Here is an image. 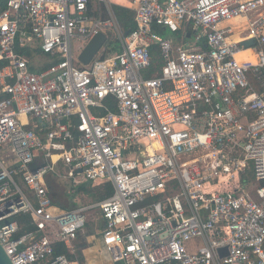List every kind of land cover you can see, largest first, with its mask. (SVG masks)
Segmentation results:
<instances>
[{
	"label": "built area",
	"instance_id": "built-area-1",
	"mask_svg": "<svg viewBox=\"0 0 264 264\" xmlns=\"http://www.w3.org/2000/svg\"><path fill=\"white\" fill-rule=\"evenodd\" d=\"M89 1L0 0L5 253L78 264L55 246L73 254L96 208L113 264H264V0H123L128 34L111 0L106 19ZM99 32L119 50L81 64ZM76 174L112 194L59 209L46 177ZM19 213L34 231L18 235Z\"/></svg>",
	"mask_w": 264,
	"mask_h": 264
},
{
	"label": "trees",
	"instance_id": "trees-1",
	"mask_svg": "<svg viewBox=\"0 0 264 264\" xmlns=\"http://www.w3.org/2000/svg\"><path fill=\"white\" fill-rule=\"evenodd\" d=\"M93 2H94V0L89 1V8L91 10V13L95 16H101V18H103V19L108 18V12L106 10L105 4L101 1H98V6H97L98 8H94V6L92 4ZM110 7H111V10H112L116 20H117V23H118L121 31L124 34H126L127 31L134 30L135 22H134V12L132 9H130L126 5H120L119 3H117V4L113 3L110 5ZM161 33L165 35V32L163 30H161ZM106 46H110V48L102 55V57L105 56L107 53L119 50L118 42L114 38H112L110 35L107 36ZM154 59H155L154 63H156L157 65H158V63L160 64L161 57L158 54L157 50H154ZM152 71L153 70L151 69L149 71V74L152 73ZM53 179H52V181H53ZM46 182H47V186L50 187L51 179L49 178V176L46 177ZM72 190H73V192H71V193L67 192L65 194L67 203H62L59 200H57L55 198V196L51 195L52 201L54 202V204L59 209L65 210V209H69V208L76 206V204H74L75 202L73 201L74 200L73 198L79 194L85 195L86 198L88 199L87 204H90V203L99 202V201L105 199L106 197L110 196L113 192L112 184L110 182H105L102 184H94L91 181L82 182V183L78 184L76 187H72ZM68 203H70V204H68ZM93 210L98 211L96 208ZM11 220H15L20 226V230L18 232V235L25 234L27 232H32L35 230V226L32 222L31 216L29 214L19 213V214L13 216L11 218ZM87 223H88V220H87ZM87 232H90L89 234L94 236L95 241L98 239L97 235L92 233L90 230ZM99 237H100V235H99ZM94 242L92 241L91 245H93ZM101 243H102V241H101ZM102 246H103V251L106 253V255L108 256V259L111 261V259L108 255L107 251L105 250V247L103 244H102ZM85 247L86 246H82L77 253L78 254L77 259L79 260L80 264L83 263L85 260L83 254H82V249H84ZM55 253H64V254H67L69 259H71V260L75 259L74 255L72 256L71 254H68L66 252L62 243L56 244Z\"/></svg>",
	"mask_w": 264,
	"mask_h": 264
},
{
	"label": "rangeland",
	"instance_id": "rangeland-1",
	"mask_svg": "<svg viewBox=\"0 0 264 264\" xmlns=\"http://www.w3.org/2000/svg\"><path fill=\"white\" fill-rule=\"evenodd\" d=\"M98 1H104L105 3H108V0H94V2L92 3L94 8H98L97 7L98 6ZM114 2L123 3V0H111L112 4ZM105 34H106V36H108V35H110V32H106ZM110 36L112 37L113 33H111ZM80 45H81L80 43H78L76 41L74 42V52H75V54H77L78 50L80 49V47H81ZM0 159L4 160L5 165H8L9 163H11V162H13L15 160V157L10 152V148L9 147H5V148H3L0 151ZM82 182H86L84 180L83 176L76 174V175H74V182H72V179H66V178L65 179H63V178L57 179L56 178V179H53V181L51 180L50 187L48 186V188H50L49 190L51 192V195L55 196V198L57 200H59L62 203H67L65 194L67 192H69V193L73 192L72 187H76L78 184H80ZM73 199H74L73 201L75 202L74 204H76L78 206L88 203V199L83 194H79V195L75 196ZM68 204H70V203H68ZM96 221H98V211L92 210L91 212H89L88 223L85 225L84 231L78 233V236H77V239H76L75 242L80 240L79 243H82L83 240H84L83 236L86 233V231L90 230L92 232H95L96 231L95 230ZM91 239H92L93 242L95 241V239L93 237H89V240H91ZM190 245L193 246V245H198V244H197V242L195 240H193L192 242L188 243V246H190ZM92 248L93 249L89 250V254L93 255L94 257H91L90 255L87 254L88 258L91 257L92 262H94L95 258H96V261H98L100 263L113 264L108 259V256L106 255V253L103 251V246H102L100 237L94 242V244L92 245Z\"/></svg>",
	"mask_w": 264,
	"mask_h": 264
},
{
	"label": "water",
	"instance_id": "water-1",
	"mask_svg": "<svg viewBox=\"0 0 264 264\" xmlns=\"http://www.w3.org/2000/svg\"><path fill=\"white\" fill-rule=\"evenodd\" d=\"M128 33L129 31L126 32V34ZM106 41H107V36L105 33L99 32L95 34L79 53L77 57L78 61L81 64H88L94 58V56L97 55L100 49L105 45ZM243 44L245 47H249L253 44V41L248 40V41H245ZM35 167L36 166L34 164L31 165V168L33 170L35 169ZM219 251H220L221 256H223L225 253V249H220ZM0 264H13L10 258L8 257V255L5 253L1 244H0Z\"/></svg>",
	"mask_w": 264,
	"mask_h": 264
},
{
	"label": "crops",
	"instance_id": "crops-1",
	"mask_svg": "<svg viewBox=\"0 0 264 264\" xmlns=\"http://www.w3.org/2000/svg\"><path fill=\"white\" fill-rule=\"evenodd\" d=\"M116 2H114V4H115ZM125 3H127L126 1H123V3H119V4H121V5H124ZM117 4V3H116ZM106 44V43H105ZM98 54V53H97ZM49 178L52 180L53 178L54 179H56L57 177H55V175H49ZM58 179V178H57ZM76 206H78V205H76ZM75 207V206H74ZM84 231V229L82 230V231H80V232H83ZM92 232V231H91ZM85 233V232H84ZM90 232H87L86 231V233L84 234V236H83V238H84V240H83V242L82 243H79L80 242V240H78L77 242H75L74 244V246H75V248H74V253L73 254H71L72 256L74 255V257H75V259H74V261H76V262H78V264H80L79 263V260L77 259V253H78V251H79V249L82 247V246H86L84 249H82V254H83V256H84V262L83 263H81V264H104V263H100V262H98V261H96V258H95V261L94 262H92V260H91V257H94L93 255H90L89 254V250L90 249H93L92 248V245H91V242H92V239L91 240H89V237H93L94 238V236L93 235H90L89 234ZM92 233H94L95 235H97V237L99 238V235H98V233L95 231V232H92ZM87 254L88 255H90L91 257L90 258H88V256H87Z\"/></svg>",
	"mask_w": 264,
	"mask_h": 264
},
{
	"label": "bare ground",
	"instance_id": "bare-ground-1",
	"mask_svg": "<svg viewBox=\"0 0 264 264\" xmlns=\"http://www.w3.org/2000/svg\"><path fill=\"white\" fill-rule=\"evenodd\" d=\"M234 38H235V39H237L238 37H237V36H235ZM247 53H248V52H244V54H247Z\"/></svg>",
	"mask_w": 264,
	"mask_h": 264
}]
</instances>
